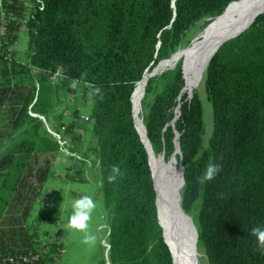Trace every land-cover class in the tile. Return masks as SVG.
Returning <instances> with one entry per match:
<instances>
[{
	"label": "trees",
	"instance_id": "1",
	"mask_svg": "<svg viewBox=\"0 0 264 264\" xmlns=\"http://www.w3.org/2000/svg\"><path fill=\"white\" fill-rule=\"evenodd\" d=\"M27 1L8 0L6 9L15 16L8 43L24 25L28 64L61 69V80L68 85L78 80L90 100L85 131L93 147L82 152L99 160L93 177L109 212L110 263L173 264L131 94L147 71L177 51L187 32L205 28L239 0H174V6L173 0H30V6ZM0 65V253H27L34 250L36 235L33 223L29 229L24 223L44 193L58 145L47 133L39 135L40 122L28 113L30 106L45 113V87L36 94L31 68L8 61L4 51ZM168 70L162 81L147 78L141 118L152 151L165 160L173 156L178 134L180 204L194 213L196 247L206 264H264V248L252 235L253 228L264 226V13L207 64L203 84L212 129L206 147L200 99L182 93V60ZM77 114L73 110L59 126L75 143L80 141L73 130ZM211 163L220 170L202 183ZM113 167L120 174L110 182Z\"/></svg>",
	"mask_w": 264,
	"mask_h": 264
},
{
	"label": "rangeland",
	"instance_id": "2",
	"mask_svg": "<svg viewBox=\"0 0 264 264\" xmlns=\"http://www.w3.org/2000/svg\"><path fill=\"white\" fill-rule=\"evenodd\" d=\"M203 30L204 28L200 29V27H197V26L192 28L189 32H187L186 37L184 39V43L181 44V46L177 49V51L172 56L164 59L163 61L169 60L175 57L179 50L187 48L194 39L199 37L200 33ZM16 48L19 50H23V52L25 53V50L27 48V34L25 32H21L20 38L16 44ZM179 60H182V58H180ZM163 61H161L160 63H162ZM160 63L155 66L152 73L148 71L146 72L147 73L146 82H147V78L150 77L149 75H152V74H155L154 77L152 78H156V79H159V81H162L161 75L169 71L168 69H172L171 68L172 66H171V67H168L167 69L157 71V67L160 65ZM1 69L2 67L0 65V75H1ZM52 72H56V70ZM32 77H33V84L35 86L36 94L40 88L45 87L46 89L44 90V96L46 97V100H47L46 102L49 105L45 108L46 110L45 113L40 114V115L44 117L47 123L49 121L54 122L55 127L59 128L60 124L66 123V120L69 119V116L72 114L73 110H75V107L84 109L83 113L89 115V109H90L89 101L90 100H88V97H86L85 94H83L81 85L77 86L76 91L70 92L68 88L70 87L71 84L68 85V83L63 82L62 80H60V78L56 79L55 82L52 83V80L50 79H44L36 75L34 76L32 75ZM36 82L39 85L38 90H36ZM182 93L187 95L188 97H191L193 93H196L200 99V102L203 107V124H204L203 146L206 147L207 140L210 136L211 129H212V111H211V103L208 100L207 93L204 88L203 78H202L201 83L196 88L192 89L190 92L183 91ZM69 96L70 98H68ZM144 101L145 99H144V89H143L142 94L140 96V119L141 121H142L141 117H143L142 104ZM37 120L40 122V126L38 128L39 135L47 137L46 136L47 130L45 128L46 127L45 122H43L42 120L38 118ZM142 125H143V122H142ZM72 143H74V145H78L79 147H81L82 151L89 152V147H91V143H92V136L89 134L86 139L82 141H78L76 143L75 142H72ZM154 155L157 158L160 157V154L154 153ZM162 160L166 164L169 162L170 159L165 160V158L163 157ZM62 161L65 162L66 158L63 157L59 153H55V157L52 160L51 175L54 176V174H52V173H55L54 168L61 169L60 166L63 165ZM174 166L176 168H179V166H181L180 162L177 161V159L175 160ZM150 168L151 170H153L152 167ZM62 176L66 178L67 174L65 173V171ZM96 179H98V177L94 176L93 177L94 184L87 183V182H81V183L77 182L75 184L70 183L71 185H67L66 187L59 188L52 195V203L55 207V210L62 214L60 216L61 229H63L65 232V242L67 243V247H68L67 249H69L70 244H71V247H70L71 252H72L71 257L75 261V264H111L109 261L108 255H107V258L104 255V250H103V247L100 241L101 237L104 235L105 230L99 229V226L106 225V220H108L109 212H108L106 205L103 202H101L100 197L97 196V193L99 192V183ZM48 181L45 185V190L47 189V186L49 184ZM154 182H155V188L157 192L155 177H154ZM95 183H97L98 186ZM84 196L91 197L96 204V207L93 209L91 213L90 219L88 221V228L86 230L88 234H91L95 237V241L92 243H88V244L84 243L85 232L69 227V218L73 213L72 205L76 199L82 198ZM187 214L191 216V218L193 219L194 213H187ZM46 219H47V222L45 221ZM42 220H44V222H41ZM52 220H53V217L48 219L47 212L45 211L41 212L40 203L37 200L32 210V214L29 216L27 221L24 223V228L28 227L29 229L32 223L38 224L41 222L39 225L42 230L48 229L49 231L52 232L55 230V224L54 222L53 223L51 222ZM197 252L201 257L199 259V264H206L205 256L201 252V250H199L198 247H197Z\"/></svg>",
	"mask_w": 264,
	"mask_h": 264
},
{
	"label": "bare ground",
	"instance_id": "3",
	"mask_svg": "<svg viewBox=\"0 0 264 264\" xmlns=\"http://www.w3.org/2000/svg\"><path fill=\"white\" fill-rule=\"evenodd\" d=\"M261 12H264V0H239L230 3L187 48L179 50L176 56L169 60H162V63L160 61L157 71L171 66L174 68L177 61L182 58L184 78L182 92H190L201 83L207 64L219 43L240 30ZM146 77L147 73L134 87L131 95L132 112L139 137L147 148L150 167L153 168L152 174L157 187L156 205L163 236L172 253L174 264H199L201 257L196 247L197 232L191 216L185 213L180 204L183 179L181 169L174 166L176 149L166 164L161 157L157 158L150 150L144 125L140 119V96L146 84Z\"/></svg>",
	"mask_w": 264,
	"mask_h": 264
},
{
	"label": "built area",
	"instance_id": "4",
	"mask_svg": "<svg viewBox=\"0 0 264 264\" xmlns=\"http://www.w3.org/2000/svg\"><path fill=\"white\" fill-rule=\"evenodd\" d=\"M7 3L8 0H0V55L4 51L8 61L27 64L31 68V71L34 75L40 76L44 79H50L52 80V83H54L58 78H60L61 80L64 77L61 69H57L56 72H52L40 68H35L32 65L28 64L27 56L23 52V50H19L16 48V44L20 38L21 32L26 33V27L24 25H21L19 30L17 31V40L14 43H8L9 23L11 20L15 19V16L13 13L7 11ZM25 4L27 6H30V0H28ZM39 8L42 9V7ZM19 21L21 22L22 20ZM70 84V92L76 91L77 86L81 85L78 80H72ZM38 89L39 85L36 82V90ZM68 98H70V96ZM75 109L78 111V114L77 117H75L73 120V130L74 133L78 135L80 141H82L88 136L85 131V127L90 124L91 119L90 116L88 114H84L79 107H75ZM28 113L30 116L38 118L45 122L47 134L58 145L59 154L65 157L68 161V164H66V167L69 170L68 173L71 176H75L76 180L94 184L93 175L99 172V160L97 158L83 155L81 147H79L78 145H74L71 140L67 138L62 127H55L54 122L51 121L47 123L43 116L32 112L31 106L29 107ZM95 184L97 185V183ZM99 193L100 192L97 193V196L100 195ZM52 195L53 189H46L44 193L38 198V202L40 203L41 209L48 213V219L53 217V220L51 222H54L55 230L52 232L48 231L47 229L42 230L39 224L41 222H44V220H42L38 224H33L31 232L32 234L36 235V237L32 238V246L34 250H31L27 253H0V264H60L65 254V250L61 244L63 233L61 231L60 216L62 214L55 210V207L52 203ZM45 221L47 222V219ZM99 229L105 230L104 235L101 237L100 241L104 250V255L107 258L110 248L108 240L109 227L106 224L99 226ZM50 257L51 259L48 260V258Z\"/></svg>",
	"mask_w": 264,
	"mask_h": 264
},
{
	"label": "clouds",
	"instance_id": "5",
	"mask_svg": "<svg viewBox=\"0 0 264 264\" xmlns=\"http://www.w3.org/2000/svg\"><path fill=\"white\" fill-rule=\"evenodd\" d=\"M220 165L211 163L207 166L203 175L200 177V181H211L214 176L219 172ZM120 174V170L117 167H113L112 175L108 176V180L114 181ZM96 207L95 202L89 196L76 199L72 205L73 213L69 218V227L78 229L85 232L84 243H92L95 241V237L87 233L88 221L90 219L93 209ZM252 235L256 237L258 245L264 248V226H258L252 229Z\"/></svg>",
	"mask_w": 264,
	"mask_h": 264
},
{
	"label": "crops",
	"instance_id": "6",
	"mask_svg": "<svg viewBox=\"0 0 264 264\" xmlns=\"http://www.w3.org/2000/svg\"><path fill=\"white\" fill-rule=\"evenodd\" d=\"M81 111H83L84 112V109H80ZM88 137V136H87ZM91 147H93L92 145H91ZM62 166H60V168L61 169H56V168H54L55 169V173H52V174H54V176L53 175H51L50 177H49V181H48V186H47V189H53V193H55L59 188H61V187H66L67 185H71L72 183L73 184H75V183H77V182H80L81 183V181H76L73 177H71L70 176V178H69V175H68V172L66 171V168H65V166H66V164H68V161L66 160L65 162H63L62 161ZM64 171H65V173L67 174V176H66V178L64 177V176H62L63 175V173H64ZM71 183V184H70ZM98 186V185H97ZM98 188V187H97ZM40 210H41V212L43 211L42 209H41V207H40ZM48 230V229H47ZM49 231V230H48ZM61 231H62V233H63V237H62V240H61V244H62V247L64 248V250H65V254H64V256H63V258H62V260H61V262H60V264H75V261L73 260V258L71 257V249H70V247H71V244H70V247H69V249H67L68 247H67V243L65 242V232H64V230L63 229H61Z\"/></svg>",
	"mask_w": 264,
	"mask_h": 264
},
{
	"label": "water",
	"instance_id": "7",
	"mask_svg": "<svg viewBox=\"0 0 264 264\" xmlns=\"http://www.w3.org/2000/svg\"><path fill=\"white\" fill-rule=\"evenodd\" d=\"M173 2H174V0L172 1V6H174V4H173ZM262 13H264V12H261V13H258L257 15H255L254 17H253V19H251L245 26H243L240 30H238V31H236V32H234V33H232V34H230L229 36H227L226 38H224L220 43H219V46L217 47V49H216V51L218 50V48H220L224 43H226L227 41H229V40H231V39H233V38H236L237 36H239V35H241L245 30H247L250 26H251V24L255 21V19L257 18V16H259L260 14H262ZM219 16V15H218ZM217 16V17H218ZM215 51V52H216ZM213 56V55H212ZM211 59V58H210ZM210 61V60H209ZM209 63V62H208ZM132 95V94H131ZM176 116H175V118L172 120V122H171V124H172V126H173V124H174V121H175V119L177 118V116H178V114H179V105L177 106V108H176ZM136 129V128H135ZM144 129H145V126H144ZM137 131V130H136ZM145 134H146V130H145ZM141 140V139H140ZM148 140V139H147ZM141 142H142V140H141ZM142 144L144 145V147H145V149H147L146 148V145L142 142ZM148 145H149V147H150V144H149V141H148ZM151 148V147H150ZM175 149H176V152H177V154H180V151H179V145H178V134H176V137H175ZM152 150V149H151ZM147 151V150H146ZM148 154V153H147ZM160 157L161 158H163V156L162 155H160ZM172 158V157H171ZM148 163H149V166H150V162H149V158H148ZM179 168L181 169V172H182V179H183V169H182V167L181 166H179ZM151 169V168H150ZM151 174H152V170H151ZM152 178H153V174H152ZM183 183H184V181H183ZM153 188H154V179H153ZM156 198V197H155ZM155 203H156V200H155ZM156 207H157V205H156ZM157 216H158V209H157ZM158 220H159V217H158ZM159 224H160V222H159ZM160 226H161V224H160ZM161 228H162V226H161ZM164 237V236H163ZM164 241H165V239H164ZM165 243H166V241H165ZM167 244V243H166ZM168 246V245H167ZM168 248H169V246H168ZM169 251H170V248H169ZM170 253H171V251H170ZM171 257H172V261H173V256H172V253H171ZM173 264H174V261H173Z\"/></svg>",
	"mask_w": 264,
	"mask_h": 264
}]
</instances>
